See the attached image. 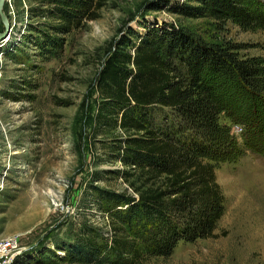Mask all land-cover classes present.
Instances as JSON below:
<instances>
[{"label":"trees","instance_id":"obj_1","mask_svg":"<svg viewBox=\"0 0 264 264\" xmlns=\"http://www.w3.org/2000/svg\"><path fill=\"white\" fill-rule=\"evenodd\" d=\"M31 1L26 12L40 20L29 24L32 43L47 51L57 44L49 30L69 33L83 19H93L101 4ZM258 9L254 0H184L170 11L252 30L264 24ZM139 40L131 35L114 41L96 75L93 129L97 136L123 133L97 140L108 151L102 161L123 168L93 172L80 198L87 211H97L99 221L79 222L70 241L58 247L63 256L42 254L37 264H138L148 257H169L180 241L215 237L224 211L215 171L224 158L242 154L220 115L243 125L244 147L264 151L261 58L240 55L244 45L208 43L173 24ZM118 178L127 188L99 184Z\"/></svg>","mask_w":264,"mask_h":264},{"label":"rangeland","instance_id":"obj_2","mask_svg":"<svg viewBox=\"0 0 264 264\" xmlns=\"http://www.w3.org/2000/svg\"><path fill=\"white\" fill-rule=\"evenodd\" d=\"M183 1L97 0L101 4L93 19H83L69 33L48 31L57 38L49 51L32 43L29 24L40 22L26 12L33 1H5L11 30L0 41V240L16 238L21 249L5 264H37L42 254L53 252L63 256L58 247L70 241L79 222L99 221L97 211H87L80 198L93 172L123 168L102 161L108 151L97 141L123 133L97 136L93 129L96 75L114 41L132 35L137 43L149 31L173 24L208 43L244 45L240 55L264 61V24L244 30L229 21L170 11ZM254 2L264 14V0ZM219 122L237 137L242 154L224 158L215 171L224 195L217 236L180 241L169 257H148L138 264H264V151L244 147L243 125L226 113ZM235 125L241 132H233ZM99 184L118 190L128 186L122 178Z\"/></svg>","mask_w":264,"mask_h":264},{"label":"built area","instance_id":"obj_3","mask_svg":"<svg viewBox=\"0 0 264 264\" xmlns=\"http://www.w3.org/2000/svg\"><path fill=\"white\" fill-rule=\"evenodd\" d=\"M233 132L237 134L241 132V128L235 125L233 127ZM20 250V245L16 238L0 240V264H5L8 260H11Z\"/></svg>","mask_w":264,"mask_h":264},{"label":"water","instance_id":"obj_4","mask_svg":"<svg viewBox=\"0 0 264 264\" xmlns=\"http://www.w3.org/2000/svg\"><path fill=\"white\" fill-rule=\"evenodd\" d=\"M5 1L6 0H0V19L4 25V30L2 32H0V41L9 35V32L11 30V23H10L8 17L6 16V14L3 10V6L5 4Z\"/></svg>","mask_w":264,"mask_h":264}]
</instances>
